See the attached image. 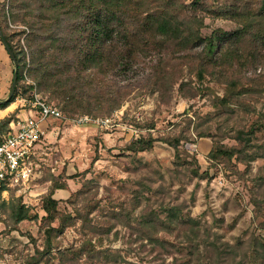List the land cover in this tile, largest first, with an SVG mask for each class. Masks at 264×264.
Returning <instances> with one entry per match:
<instances>
[{
	"label": "rangeland",
	"instance_id": "rangeland-1",
	"mask_svg": "<svg viewBox=\"0 0 264 264\" xmlns=\"http://www.w3.org/2000/svg\"><path fill=\"white\" fill-rule=\"evenodd\" d=\"M225 2L230 0H209L213 9ZM0 3L7 9L10 0ZM199 14L205 17L203 35L218 27H239L232 19L203 10ZM8 24L10 33L13 29L29 31L28 25L19 20L8 19ZM21 37L25 47L24 35ZM18 39L16 36L14 43ZM147 60L141 59L138 69L143 61V67L149 66ZM182 69L173 89L154 90V85L148 86L138 77L123 80L117 97L122 105L112 112L108 102L98 106L94 97L87 112L80 107L74 112L63 110L66 118L45 122L37 148L41 154L34 157L39 177L30 189L14 187L2 196L6 201L20 198L30 208L32 218L15 225L7 207L0 206V264H25L26 257L37 247L42 248L46 236L42 229V217L46 215L43 197L54 183L65 185L53 194L61 210L86 212L90 205H96L90 214L94 225L100 227L94 241L109 250L110 261L96 264H162L187 257L189 244L195 249L189 264H264L258 255L264 243V127L255 126L264 114V80L249 82L251 89L242 95L243 104H232L224 110L216 98L225 93L223 83L208 77L203 84L186 66ZM140 73L143 75L142 69ZM259 74L264 75V67L246 71L243 76ZM94 76L99 91L107 89L104 84L115 83L112 75ZM181 81L183 89H179ZM22 98L27 99L17 97L15 101ZM59 103V99L52 101L61 108ZM85 115L93 121H75ZM254 126L258 130L246 152L231 160L212 159L214 142L239 146L236 131ZM199 131L211 136L199 137ZM148 135L158 138L151 150L126 149L132 139ZM175 136L182 137L179 158L166 141ZM197 168L200 175L195 174ZM171 208L199 223L194 240L183 234L173 236L172 254L159 252L124 224L131 221L137 227L142 214L151 211L164 218ZM81 223L79 220L55 237L59 246L79 245L88 233Z\"/></svg>",
	"mask_w": 264,
	"mask_h": 264
},
{
	"label": "trees",
	"instance_id": "trees-1",
	"mask_svg": "<svg viewBox=\"0 0 264 264\" xmlns=\"http://www.w3.org/2000/svg\"><path fill=\"white\" fill-rule=\"evenodd\" d=\"M212 4L209 0H29V3L10 0L6 9L5 3H0V28L18 61L15 93L9 102L0 103V109L6 108L17 97L31 101L36 90L42 97H47L48 103L59 99L62 111L74 112L80 107L85 113L95 97L98 106L108 102L112 112L122 105L117 99L122 89L120 81L138 77L148 86L154 85V90L165 92L178 83V72L183 71L184 66L203 84L210 77L225 85L224 95L216 96L220 108L226 110L232 104H243L242 95L251 89L247 84L264 80L261 74L243 76L246 71L264 67V0H230L216 9L211 7ZM200 10L232 19L239 27L233 30L218 27L211 34L203 35L205 17L199 14ZM8 19L23 22L29 31L13 29L10 33ZM23 35L25 47L21 43ZM16 36H19L18 43L13 41ZM141 59H149L147 64L150 65L143 67V61L138 69ZM94 72L112 75L115 83L101 81L107 89L99 91L95 86ZM28 78L32 82H28ZM244 78L248 81L245 82ZM183 88L184 82L181 81L179 89ZM15 119L14 114L1 119L0 134L9 132L10 122ZM255 126L264 127L263 113ZM255 126L250 130L236 131L239 146L227 147L214 142L212 159L216 162L231 160L246 152L258 130ZM198 136L211 135L199 131ZM181 139V136L166 138L178 158L183 153ZM157 140L152 135L140 136L132 139L126 149L133 152L151 150ZM195 174L200 175L198 168ZM64 186L54 183L43 197L45 240L42 248L37 247L34 254L26 257L25 264L110 262L109 250L94 241L100 227L94 225L90 214L96 205H90L86 212L61 210L59 200L53 194ZM6 188L7 183L3 182L0 206L7 207L13 223L18 225L32 218L30 208L20 198L10 201L2 198ZM168 212L164 218L157 211L142 214L137 227L131 221L124 224L133 233H138L140 239H147L156 246L159 252L172 254L173 236L183 234L192 241L197 236L199 223L175 208ZM79 220L82 228L88 230L86 236L79 245L59 246L55 237L67 227L75 226ZM54 222H58V226H54ZM188 247L187 257L180 260L176 257L162 264H189L195 249L191 244ZM258 255L264 262V243Z\"/></svg>",
	"mask_w": 264,
	"mask_h": 264
},
{
	"label": "built area",
	"instance_id": "built-area-1",
	"mask_svg": "<svg viewBox=\"0 0 264 264\" xmlns=\"http://www.w3.org/2000/svg\"><path fill=\"white\" fill-rule=\"evenodd\" d=\"M29 82H31L29 80ZM23 103L31 105L34 114L20 123L19 127L0 134V186L3 182L9 189L18 187L26 191L39 177V165L34 161L39 142L44 135L43 124L49 118H66L63 111L52 103H48L36 90L31 101L22 98ZM77 123L92 122L87 115L75 119Z\"/></svg>",
	"mask_w": 264,
	"mask_h": 264
},
{
	"label": "crops",
	"instance_id": "crops-1",
	"mask_svg": "<svg viewBox=\"0 0 264 264\" xmlns=\"http://www.w3.org/2000/svg\"><path fill=\"white\" fill-rule=\"evenodd\" d=\"M13 74L14 62L0 37V99H6L8 97L11 90ZM14 113L16 119L10 122V127L12 129L18 128L20 123H23L26 119L32 116L34 114V109L31 105H26L21 99H18V101L12 102L6 108L0 109V121L5 118V116ZM47 123L43 124L44 131ZM38 146H40V143ZM37 154L41 153H38L37 151Z\"/></svg>",
	"mask_w": 264,
	"mask_h": 264
},
{
	"label": "water",
	"instance_id": "water-1",
	"mask_svg": "<svg viewBox=\"0 0 264 264\" xmlns=\"http://www.w3.org/2000/svg\"><path fill=\"white\" fill-rule=\"evenodd\" d=\"M0 37H1V40L4 44V46L8 50V52H9V54H10V56L14 62V74H13V80H12V84H11L10 93L6 99H0V103L4 104V103H7L11 100V98L13 97V95L15 93V89L17 87V83H18V61H17L16 55H15L13 49L11 48L10 44L8 43V41H7V39H6L1 28H0Z\"/></svg>",
	"mask_w": 264,
	"mask_h": 264
}]
</instances>
